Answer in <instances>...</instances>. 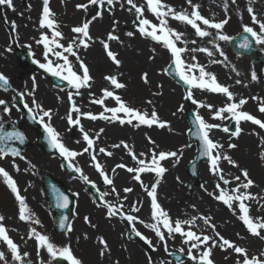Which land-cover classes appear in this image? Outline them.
<instances>
[{
	"label": "rangeland",
	"instance_id": "374dc122",
	"mask_svg": "<svg viewBox=\"0 0 264 264\" xmlns=\"http://www.w3.org/2000/svg\"><path fill=\"white\" fill-rule=\"evenodd\" d=\"M144 2L145 0H136L138 4H144ZM164 2L176 8L177 11L181 9L191 11L186 0H164ZM193 2L200 5L201 14L206 18H214L217 21L225 18L226 13L223 10L224 0H193ZM83 3H88V0H50V8L55 13V19L60 24V30L65 37V40L61 41L62 43L66 44L73 36L70 29L73 27L74 23L76 25L82 18L91 20L94 15L97 16L90 25V35L93 37L94 42L88 49H79V55L88 65L90 75L93 77L91 81L92 87L90 89H81V95L74 97L77 106L80 107L82 111L99 114L103 111V108L100 105L90 102L93 97L90 96L89 93H94L96 98L101 97L102 89L111 87L104 77L110 74L123 73L122 76H119V79L122 83L126 84V88L123 89L125 90V95L137 100L142 110L151 112L154 106L161 119L170 122V130L169 128H133L129 125H120L119 122H108L103 120L92 121L87 118H81V124L85 131L89 132V135L93 138L100 129H104L95 145L97 149V160L101 163L110 178H113L114 186L117 192L120 193L119 200L112 192V186L106 185L103 182V178L94 167V162L91 160L88 153H84L71 160L74 166L82 170L83 175L87 176L89 181L97 186L102 195L107 193V195H103L104 201L111 202L114 205L123 204V212L130 213V208L133 204H137V206L141 207V205L137 203L138 201L141 202L137 194L144 191L140 184L132 179L133 174L128 175V172L123 169H116V172L113 173L112 169L118 163H124L133 167L136 166L135 162L132 161L131 158L129 159L130 162H128L123 157L113 160L111 159L113 155L107 158L105 154L99 153L98 150L103 147L113 152L115 148H112L111 145L124 139V141L127 140L132 143V145L141 144V148L139 147V149L142 152L148 153L149 150L154 147L147 139V137H151V139L156 142V146H158L157 151H177L178 149H183L179 163L176 162L175 158L162 162L163 166L166 167L168 171L167 176L161 179L160 183L164 182L165 179L166 182L172 179V174L177 172L181 176L180 180L193 187L195 191H200L202 189L201 185H206V182L203 181L205 176L203 171L207 170L209 172L210 165L204 163L200 166L199 182L192 180L187 174L186 168L196 156L197 144L188 139L190 127L187 122L186 113L189 109H192L196 115L198 113L203 116L207 122L229 126L230 128L231 126H235L234 122L229 119L222 121L213 119L211 113L206 108H199L194 104L189 106L187 104V101L183 98L186 92L166 75V70L171 62L170 52L165 49L162 44H158L150 38H143L138 33L133 37H128L126 35L128 31L136 32V26L133 24L135 17L132 13L126 11V8L129 7L128 5L125 4V8L121 9L120 5L116 4L113 13L110 14L107 11V4H105L103 8L89 4L88 10L85 12L76 7L78 4ZM13 4L15 6V11L6 6H0V42H6L10 45L12 54H14V49L17 46L26 51L33 52L37 56L42 52V62H45L43 46L36 43V40L39 39L42 32L49 31L50 34V30L41 29L39 27L42 0H29L26 7L22 6V0H13ZM228 4L227 15L230 17V20L223 30L224 34L232 38L243 31V25L245 24L258 30V26L251 23L250 16L246 11L248 0H236L235 4H232L231 0H228ZM252 6L257 15L264 18V0H254ZM101 11L103 12L102 17L97 15V13ZM241 13L243 14V19L240 18ZM145 16L153 22H156L150 12L146 11ZM113 20L119 22L116 26L115 34L118 35L120 41H122V43L120 41L110 42L111 49L118 53V59L122 61V65L119 68L110 61L102 45L99 43L100 40L106 39L107 34L112 30ZM174 21L175 20L169 19L170 27L184 33V39L189 41L187 45L189 49L207 47L214 53L212 57H209L203 52L193 53L188 51L183 54L185 61L191 63L193 62L192 57L195 56V62L205 66L207 71L214 73L218 82L229 86L230 90L236 94L237 100L240 98H246L248 100L243 108L244 111L264 121V113L258 111L259 101L251 99L252 97L264 99V69L255 71L248 58L236 56L232 52L228 41L217 40L215 43L219 44L220 48L227 56V60H224V57L219 56V53L216 52L214 44L209 43L215 36V30H211L213 31V37L200 38L195 35V30L192 29L191 26L184 25L180 22L177 24ZM12 22H15L17 25L15 30L11 28ZM192 40H195L196 43L192 44ZM29 45L31 47H29ZM180 46L183 47L184 45L181 44ZM153 48L156 49L155 52L152 51ZM258 51L264 54V45H258ZM150 57H154V59ZM69 58L73 60L75 64L74 58ZM51 59L55 61L54 57H51ZM212 60H222L224 63H212ZM233 67L240 73L239 76L232 70ZM76 69L78 70V65H76ZM18 71L20 72L21 70ZM144 73L148 74V84H145L142 80V75ZM253 73H255L257 77L255 81L251 78ZM237 79L243 81V83L236 84ZM42 83L43 87L40 94H42V99L47 102L45 109H51L53 112L52 125L60 132L63 143L69 149L82 152L87 146L86 141L83 140L82 133L79 131L78 127H73L67 123V116L70 111L68 92L74 90L69 86L65 90L58 91L54 89L48 81L46 82L45 79H43ZM161 85L162 87H160ZM245 85L247 86L245 87ZM153 93L160 94L153 95ZM193 94L195 99L203 101L205 104L214 105L213 111L225 106L227 103L226 97L222 94L199 89H193ZM119 95L121 94L119 93ZM134 95L139 96V99L135 98ZM121 97L127 102L124 95H121ZM148 100L153 102L152 105L146 103ZM105 103L108 107L116 106L115 102L111 99L106 100ZM181 105H183L184 108L182 112L178 111ZM173 113H175V115ZM72 115L74 118L76 117L75 113ZM225 115L227 116L228 114L226 113ZM9 121H13V118ZM55 123L57 124L55 125ZM240 127L242 132L238 138L231 137L230 133H225L220 129H214L210 134L213 140L224 145V149L222 150L223 153L231 156L232 159L239 164V168H236L229 165L227 161L221 160V167L225 170V174L229 179L236 175H240V169H247L251 178L256 174L264 176V159H261V153H264V129H260L259 126L245 121L241 122ZM27 135L29 137L30 146L23 154L26 160H21L20 158L15 160V163L19 165L21 171L16 172L14 170L11 161L13 159L6 158L0 160V166L4 167L17 181L21 190V195L26 199L31 197L44 204L43 210L41 209L37 212L32 211L41 223L35 225L19 220L18 202L2 179H0V214L5 216L4 224L9 229L10 237L20 246L22 252H28L30 254L27 259L31 260L33 264H40L41 261H43L44 264H49L51 258L45 250H40L39 256L37 255V245L33 244V242L36 241L28 239V232L31 227H36L37 231L48 235L58 246L71 245L74 254L83 261V264H95L90 261L91 259L86 247L79 242V239L84 238L85 235H92L94 230L93 227L85 222V216L89 217L91 224L95 226L97 225V220L103 224L104 236L115 233L114 235H117L118 238H122L124 241L123 247L121 249L119 248V254H115L110 249V252L106 253L105 256H100V261L103 260L105 264H116L117 261L118 264H122L121 258L128 256L129 264H137L138 255L143 258L139 264H143L146 259L149 260V255L155 264H176L169 260L168 256L172 252H180L184 254V256H187L188 261L184 264H193L187 254L188 245L182 242V238L179 235H177L175 239H168L167 251L164 250L163 244L155 236L154 232L145 227V224L153 222L152 219L150 222H145L143 224L138 221L134 222V227L144 236L152 240L155 246L154 249L146 244L144 240L139 243L129 241L128 238H126L128 228H133V224H130L119 215L117 217L108 218L106 215V208H101L95 204L82 182L66 177L67 175L61 168V160L58 157H50L44 154L38 146L37 141H35V136L31 134ZM229 143L236 144L237 147L235 149H230L228 148ZM185 145H191V147H185ZM27 161L34 164L36 166L35 169L30 168ZM25 168L29 170L24 171ZM228 174L231 175L229 176ZM47 175L61 180L75 199L74 216L71 226L72 231L64 236H59L54 231L53 215L49 210L45 191L42 189V179ZM127 175L131 177L128 178ZM210 176L212 175L210 174ZM213 177L215 183H217V177ZM141 178L144 184L148 186H151L156 180L154 173L142 174ZM128 180L129 182L125 183V181ZM128 184L131 185L130 188H132L133 191L131 193H124L123 189L128 187ZM214 185L215 184H210L209 191L214 188ZM224 187L231 189L235 187V183ZM131 195H133L132 198L127 200L124 199L125 196L128 197ZM206 195L208 194L205 192V196ZM201 198H203L201 194H198L193 203H199ZM205 202L207 207L202 209V213H205L206 216H211L213 218L212 223L215 219H218L215 218V216H219V219L229 218V214L225 212L226 210L223 209L221 202ZM159 203L173 219L184 220L187 217V219H190L194 216L193 213H189L188 211H186L184 215L179 213L172 214L173 208L162 197ZM257 209L259 208L257 207L256 210ZM130 214L138 216L141 220L146 214L150 215V211H147L145 214L141 208L139 213ZM256 217L264 216L257 215ZM233 220L236 222V232L239 234V236L236 234V237H238L239 242L237 243L234 236H230L228 233L220 232L221 235L238 245L240 243L241 246L246 247L250 256L259 255L260 252L264 251V240L249 234L246 227L241 224L237 216L234 217ZM202 222L203 221L198 219L196 221L197 227H194L193 230L197 232L202 231L204 234L214 236L212 230ZM241 237H243V239H241ZM182 248L184 249L183 252L180 251ZM0 250H4L7 254L5 244L0 243ZM225 256H228V259H225ZM212 258L215 264H235L237 256L231 253V250L225 253L217 247L213 250ZM53 262L55 261H52V264H54ZM0 264H2V262H0ZM12 264H15V262H12Z\"/></svg>",
	"mask_w": 264,
	"mask_h": 264
},
{
	"label": "snow or ice",
	"instance_id": "6c2138e0",
	"mask_svg": "<svg viewBox=\"0 0 264 264\" xmlns=\"http://www.w3.org/2000/svg\"><path fill=\"white\" fill-rule=\"evenodd\" d=\"M254 0H248V6L246 8L247 13L250 16L251 23L258 26V30L247 24L243 25V32L248 34L243 37V42L239 45L242 49H248L252 46V40L249 36L254 38L257 45H264V18H259L254 7L252 6ZM187 5L191 8V11L187 9H181L177 11L176 8L164 2V0H145L144 4L136 3V0H88V3L78 4L76 7L78 9L87 12L89 4L94 6H100L101 8L107 4V11L111 14L115 8L116 4H119L121 9L125 8V4L129 7L126 11L132 13L135 17L133 24L136 26V32L128 31L126 35L128 37H133L137 33L143 38H150L152 41L162 44V46L170 52V60L175 66L176 75L179 79L187 85L186 95L183 97L184 100L190 101L192 104L197 105L199 108H206L212 115L213 119L225 120L229 119L234 122L235 130H231L229 126H222L221 124L209 123L203 116H195L193 123L195 124L196 131L195 135L201 142L202 155L208 159L210 162L209 172L211 175L217 177V183L214 185V191L209 192L207 188L204 191L214 200L221 202L225 205L233 215L237 216L242 222L243 226L249 234L254 237H258L264 240V217L253 218L250 215L251 206L248 202H255L260 208H264V196L258 194H253L249 191L255 186V182L249 176L247 169H240V175H236L228 178L225 174V170L221 167V160L227 161L229 165L239 168V164L232 159L231 156L223 153L224 145L215 141L211 138V132L214 129H220L225 133H230L231 137H239L241 135L242 129L240 124L242 121L251 122L253 125L259 126L260 129H264V121L257 118L256 116L244 111L243 108L247 104L248 100L246 98H240L237 100L236 94L230 90V87L223 85L218 82L216 75L212 72L206 70V67L201 65L196 61V57H192L191 63H188L183 58L185 52L191 51L206 53L209 57L214 55L213 51L207 47L203 48H192L187 47L189 41L184 39V33L180 32L169 25V19L178 21L184 25L191 26L195 30V35L200 38L213 37V31L215 30V36L209 43L214 44L216 52L219 56L224 57L227 60V56L224 51L220 48L219 44L215 41H229L231 37L223 33L225 26L229 23L230 17L227 15L228 12V0L223 2V10L226 15L225 18L220 20H215L214 18H206L201 14L200 5L194 3L193 0H186ZM232 4L236 3V0H231ZM0 6H6L9 9L15 11V6L13 0H0ZM31 7V6H29ZM148 11L155 18L156 22L148 19L145 16V12ZM98 16L102 17L103 12H98ZM97 18L96 15L92 17L91 20H86L78 26H74L70 31L74 34L71 39L65 44L61 41L65 40L63 32L60 30V24L55 19V13L50 8V0H42V12L41 18L39 20V27L41 29L50 30L41 33L39 39L36 40L38 45L43 46V56L45 62L35 61L39 64V67L45 71L51 73L53 76L58 77L62 81H66L68 85L74 91L68 92V100L70 102V111L67 116V123L73 127H78L79 131L82 133L83 140L86 141L87 146L82 152H77L69 149L62 141L60 132L52 125L51 121L53 118V112L51 109H44L35 99L34 91L35 84L33 85V91L27 93V95L32 96V104L35 106L30 107L28 103H24V108H26L29 114H32V119L43 126L46 133V139L51 148L58 150L59 155L64 157L69 162L75 157L88 153L91 160L94 162V167L99 172L100 176L103 178V182L106 185L112 186V192L116 195L117 199L120 198V193L117 192L114 186L113 178H110L108 173L104 170L101 163L97 160V149L95 147L96 141L100 138V134L103 133L104 129H100L96 136L93 138L89 135V132L85 131L83 125L81 124V118H87L92 121L103 120L108 122H119L120 125H129L133 128H139L140 126H147L149 128L157 126L160 129L169 128L170 122L162 120L155 107L153 106L151 112L147 110H142L140 108L132 107L125 100L122 99L120 95L117 94L116 90L125 89L126 84L122 83L119 74L106 75L104 79L111 86L110 88L102 89V96L99 98L95 97L94 93H89L93 98L91 103L100 105L103 108L99 114H93L92 112L82 111L80 107L77 106L75 96L81 95V89H90L92 87L91 81L93 77L90 75V69L85 61L79 55V49H88L94 42L93 37L90 35V25L93 20ZM240 18L243 19V14H240ZM118 21L113 20V28L107 34L106 39H102L99 43L102 45L106 56L110 61L119 68L122 65V61L118 59V53L114 52L110 47L111 41H120V37L116 35V26ZM17 25L15 22L11 23V28L15 30ZM122 43V41H120ZM192 44L196 41L192 40ZM184 46L181 47L180 45ZM29 47H31L29 45ZM11 51V48L8 49ZM153 52L156 51L155 48L152 49ZM55 58V61L51 59ZM69 57H73L70 60ZM154 59V57H150ZM212 63H224L222 60H212ZM78 65V70L76 69ZM171 68L172 65H169ZM233 71L236 72L237 76L240 73L233 67ZM252 80L257 79L255 73L252 74ZM142 80L145 84L149 83L148 74L144 73L142 75ZM243 81L237 79L236 84H242ZM9 86L8 78L0 73V88L7 90ZM247 85H245L246 87ZM162 87V85L160 86ZM193 89H199L202 91H209L216 94H222L226 97L227 103L225 106L220 107L213 111L214 105L205 104L203 101H199L194 98ZM160 93H153V95H159ZM25 93H19V96L23 98ZM15 99V98H14ZM111 99L115 102L114 107H108L105 103L106 100ZM251 99L259 101L258 111L264 113V99L260 97H252ZM152 105V101L148 100L146 102ZM0 106H3L4 113L11 115V107L8 106V102L4 99H0ZM183 105L178 108V111H183ZM73 113L76 117H73ZM228 114L227 116L225 114ZM175 115V113H173ZM2 121V117H0ZM71 130V129H69ZM148 142L154 147L149 150L148 153L140 152L136 153L133 146H130L125 141H120L119 143L111 145L112 148L126 150L127 155L135 162L136 166L130 167L124 163H118L112 169L113 173L116 169L126 170L128 173L133 174L132 179L137 181L142 187L143 191L146 193L147 197L150 198L149 201V211L152 223L145 224V227L151 229L159 241L163 244L164 250L167 251L168 239H175L177 235L182 238V242L188 245V257L193 262V264H215L213 257V250L219 248L225 253L231 250L237 256L235 264H264V251L260 252L259 255H249L248 249L244 246L238 245L237 243L225 238L219 231H217V225L212 223L211 216H193L190 219H173L169 213L162 207L158 201L157 189L160 184V180L164 174L168 171L166 167L163 166L164 161L170 160L172 158L176 159L179 163V159L182 156L183 149H178L177 151H157L156 142L147 137ZM18 141L20 144L25 143L26 136L22 131L12 130L4 131V125L0 122V160L6 159L9 156L13 158L12 166L16 172H20L21 169L19 165L15 163L14 158H20L21 160H26V157L22 155L21 151L14 146H11V142ZM185 147H191V145H185ZM236 144L229 143L228 148L235 149ZM99 153H103L108 157L113 155V152L108 151L106 148H99ZM261 159H264V153H261ZM30 168L35 169V165L27 161ZM73 167L71 163L68 165ZM25 168L24 171H28ZM74 171L81 173V178L86 183H92L89 181L88 177L83 175L80 168L75 167ZM145 173H154L156 180L151 185H145L141 176ZM229 176L231 174H228ZM0 179L3 180L7 188L13 194L15 200L18 202V218L20 221L26 223H31L39 225L41 222L35 217V214L29 208L26 203V198L21 195V190L17 184V181L13 178L10 173L5 170L4 167L0 166ZM179 181V177H177ZM235 183V187L229 189L224 186ZM223 185V186H222ZM93 187L95 185L93 184ZM132 188L126 187L123 189L124 193H131ZM107 195V193L103 194ZM103 195L100 197L103 200ZM127 200V196L124 197ZM68 198L63 197L62 203L58 204V207H67ZM142 206V202H137ZM106 208V215L108 218L114 216H122L123 219L133 224L132 231L140 239L144 240L153 249L155 246L152 240L144 236L140 231L136 230L134 227V222L144 223L140 220L138 216L132 215L130 213H139L141 207L137 204H133L130 208V213H124L123 204L114 205L111 202L104 201L103 204L99 205ZM195 207V206H193ZM202 220L203 224L210 228L213 235L204 234L202 231H194L193 228L197 227L196 221ZM5 216L0 214V243L6 245L7 254L4 250H0V262L2 264H33L29 259L28 252H22L20 246L14 242V240L9 235V229L4 224ZM84 220L91 227L96 226L91 224L89 217L85 216ZM67 226V231L71 232L72 228L67 225V217L61 220L60 227L64 229ZM239 236V234H237ZM28 239H33L37 242V255L39 256L40 250H45L49 256V264L52 261H57L58 259H63L67 261L68 264H83V261L79 259L73 252L71 245L58 246L54 243L50 237L46 234H42L37 231L36 227H31L28 232ZM87 239V235H85ZM99 243L101 244L100 256H105L106 253L110 252L107 241L103 237H99ZM243 239V237H241ZM181 252L184 249H180ZM228 259V256H225ZM151 264V257H149ZM41 264H44L41 261ZM118 264V261L116 262Z\"/></svg>",
	"mask_w": 264,
	"mask_h": 264
},
{
	"label": "bare ground",
	"instance_id": "6f19581e",
	"mask_svg": "<svg viewBox=\"0 0 264 264\" xmlns=\"http://www.w3.org/2000/svg\"><path fill=\"white\" fill-rule=\"evenodd\" d=\"M258 17L262 18L260 16H258ZM84 21H86L85 18H82L79 21V23H77L76 25L74 23L73 27L80 25ZM174 22L179 24L178 21H174ZM122 90L121 89L117 90L116 91L117 94L119 95V93H120L122 96L124 95V97L126 98L127 102L132 107L140 108V105H138L137 100L132 99L128 95H125V90H123V93H122ZM134 97L139 99V96H137V95H134ZM140 127L141 128H148L147 126H140ZM151 128L156 129L158 127L157 126H153ZM123 141H124V139H123ZM125 142L128 143L130 146H133V149H134V151L137 154L142 152L139 149V147L141 148V144L132 145V143L128 142L127 140H125ZM113 152H114L113 153V157L111 159L116 160L119 157H123L125 160L130 162L129 161L130 157L127 155V152H126L125 149H123V148L116 149L115 148V150ZM107 158H108V156H107ZM112 168H113V166H112ZM127 174L128 175H132L130 173H127ZM203 174L205 175L203 181L206 182V185H204V188H207V190L209 191L210 184H215L214 177H213V175L210 176V172H208L207 170L206 171L204 170ZM172 175H173L172 179H169L167 182H166V179H165L164 182L159 184L160 187H158V189H157L158 201L162 197L168 204H170V206L173 208L172 214L179 213V214L184 215V213L186 211H188L189 213H193V215L197 216V217L200 216V215L206 216L205 213H202L203 212L202 209H205L207 207V204H206L205 201L214 202L216 200L212 199L209 195L205 196L204 188H202L200 191H195L193 187L187 185L186 182H183L182 180H180L181 176L179 175V173L174 172ZM166 176H167V172L164 174L162 179L165 178ZM130 177L131 176H128V178H130ZM177 177H179V181L177 180ZM251 179L255 182V186L252 187L251 189H249V191L252 192L253 194H258L260 196H264V176L256 174ZM128 182H129V180L125 181V183H128ZM128 187H131V185L128 184ZM212 191H214V188H212L209 192H212ZM198 194H201V196L203 198H201L199 203H193L195 201V199H196ZM132 196L133 195L128 196L127 199L132 198ZM137 196H138L139 200L142 202L141 208L143 209V212L146 214L147 211L149 212V201H150V198L147 197L145 192L137 194ZM26 203L28 204L29 208L32 211H34V212H37L38 210H41V209L43 210V205L44 204L42 202L38 201V200H35V199L31 198V197L26 199ZM248 203L251 206L250 215L253 216V218H255L257 215L264 216V208H260L255 202H251L250 201ZM193 206H195V207H193ZM257 207L259 209L256 210ZM223 209L226 210L225 212H227L229 214L228 215L229 218L219 219V216H215V218H218V219H215V221L213 222L214 224L217 225V229L216 230L221 232V233H228L230 236H234V238L236 239V241L238 243L239 242L238 241V237H236V234H238L236 232L237 231V226H236V222H234V220H233L234 217H236V216L233 215L232 211H230L225 205H223ZM141 220H143L144 223L145 222H150L151 217H150V215L146 214L145 217L142 218ZM96 223H97V225H96V227L93 230V234L90 235V236H87V239H85V237L79 239V242H80V244H82V245H84L86 247V250L88 251V254H89L90 259H91L90 261H92L95 264H105L103 260L100 261L101 258H100V254H99L100 253L99 249H101L102 246L99 243V239L98 238L99 237H103L104 240L107 241L109 249H111L112 252H114L115 254H119L118 253L119 248L121 249L123 247V242L124 241H123L122 238H118L117 235H114L115 233L110 234L108 236H104L103 224L100 223L98 220H97ZM241 224H242V222H241ZM232 225H233V229H232ZM243 243H245V242H243ZM29 244H31V243H29ZM33 244L37 245L36 242H33ZM239 245H241V244L239 243ZM149 257H150V255H149ZM121 259H122V264H129L128 263L129 256L128 257H123ZM142 260H143V258H141V256L138 255L137 264H139V262H141ZM108 264H111V263H108ZM143 264H150V261L146 259ZM151 264H155L153 262L152 258H151Z\"/></svg>",
	"mask_w": 264,
	"mask_h": 264
},
{
	"label": "water",
	"instance_id": "95a60500",
	"mask_svg": "<svg viewBox=\"0 0 264 264\" xmlns=\"http://www.w3.org/2000/svg\"><path fill=\"white\" fill-rule=\"evenodd\" d=\"M26 1V0H25ZM245 35H248L246 33H242L240 35H238L237 37H235L234 39H232L231 42V47L233 48V50L235 51V53L241 54V55H247L249 57L252 58V60L257 63L258 66L264 65V58L259 57L256 53H255V46L256 43L254 41V38L249 36V39L252 40V46L248 49H242L239 47V45L243 42V37ZM27 62V60H25ZM24 59L23 62L25 63ZM172 67L168 68L167 74L169 75V77H171L174 81H176L179 85H181V87H183V89L185 91H187V85H185L180 79L179 76L176 75V70H175V66L174 64H171ZM59 85V84H58ZM59 87H64V84L59 86ZM190 103V101H189ZM18 105H20V103L18 102ZM32 116V115H31ZM189 124L191 126V130L189 132V136L191 140H194L198 143V152H197V158L196 160L191 163L188 168L187 171L189 173V175L195 179V180H199V166L201 163L203 162H209L208 159L206 157H204L202 155V148H201V142L200 140L196 137L195 135V131H196V127L195 124L193 123V121L195 120V114L193 113V111H188L187 113V117ZM37 124V123H35ZM231 130H235V128L233 127ZM39 144L42 145V147L44 148V150L48 153V154H55L57 153L56 149L51 148V146L48 144V141L46 139V134L43 130H39ZM24 145L21 147L22 150L24 149L23 147L26 146V142L23 143ZM20 150V151H22ZM69 162L65 161L64 166L65 169L69 172V174L72 175V177H76V178H81L80 174L76 171H74V167H69ZM44 184H45V189L47 190V195L48 198L50 200V204H51V210H53V212L55 213V228L58 234H65L67 233V226L62 229L60 227V222L62 219H64L65 217H67V225H70L71 223V219H72V214H73V207H74V200L71 197V195L66 191L65 188L62 187V185L57 182L54 181L53 179L47 177L44 180ZM88 188V190L91 192L92 196L95 198V200L101 204L102 201L99 197V193L97 192V190L95 189V187H93L92 185H87L86 186ZM63 197H67L68 198V206L67 207H58V204L62 203ZM129 238L131 240L136 241L137 239H139V237H137L136 235H134L132 232L129 235ZM171 260H176L177 263H181L185 261V258L180 255V254H172L171 256ZM67 262L64 260H58L57 264H66Z\"/></svg>",
	"mask_w": 264,
	"mask_h": 264
},
{
	"label": "flooded vegetation",
	"instance_id": "af4514ba",
	"mask_svg": "<svg viewBox=\"0 0 264 264\" xmlns=\"http://www.w3.org/2000/svg\"><path fill=\"white\" fill-rule=\"evenodd\" d=\"M9 48H11V46L6 42H0V73H3L9 80V86L7 90L0 88V99L7 101L8 106L12 109L11 115H8L4 113L3 106H0V117H2V121L0 122H2L4 125V131H12L14 129L19 130L25 134L28 140L29 137L27 134H31L35 136V141H37L38 134L29 126V124H27V121L22 116L23 111L18 106H16L17 103L15 95L21 92L25 93L23 97L24 103H28L30 107L34 108L35 106L32 104L33 97L27 95V93L33 91V85L35 84L34 99L45 109L47 102L46 100L42 99V94H40L43 87V79H45L46 82L48 81V83L54 89L56 88L52 83H50L51 81L45 77L44 69L40 68L39 64L35 63V61H40L43 63L42 52H40V55L37 56L33 52L26 51L23 48L17 46L14 49V54H12V49L11 51H8ZM18 51L29 54L34 62L21 65L19 63V58L17 57ZM18 70L21 71L19 72ZM11 118H13V121H9ZM56 124L57 123H55V125ZM8 159L13 158L9 156ZM16 159L17 158H15V160Z\"/></svg>",
	"mask_w": 264,
	"mask_h": 264
}]
</instances>
